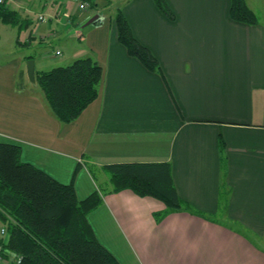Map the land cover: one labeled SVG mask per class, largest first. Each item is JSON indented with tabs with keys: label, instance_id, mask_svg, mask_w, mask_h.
<instances>
[{
	"label": "crops",
	"instance_id": "crops-1",
	"mask_svg": "<svg viewBox=\"0 0 264 264\" xmlns=\"http://www.w3.org/2000/svg\"><path fill=\"white\" fill-rule=\"evenodd\" d=\"M49 1L67 7L50 30L71 44L69 60L80 58L73 37L82 32L84 56L103 69L98 98L71 123L57 119L27 75L29 59L36 78L42 62L1 43L32 47L38 36L28 14ZM69 1L6 0L30 34L22 40L0 26V143L20 145L23 161L74 182L80 200L112 188L106 164L170 162L179 196L201 215L180 211L157 222L161 201L107 194L88 219L121 264H264V248L246 235L264 242V0H246L255 25L232 19V0H164L173 18L155 0H77L90 3L79 13ZM118 8L159 72L119 42Z\"/></svg>",
	"mask_w": 264,
	"mask_h": 264
},
{
	"label": "trees",
	"instance_id": "trees-1",
	"mask_svg": "<svg viewBox=\"0 0 264 264\" xmlns=\"http://www.w3.org/2000/svg\"><path fill=\"white\" fill-rule=\"evenodd\" d=\"M155 2L173 18L164 0ZM230 15L239 22L258 24L246 0H232ZM0 19L18 27L28 20L5 5ZM114 19L118 40L128 54L148 70L159 72L158 60L135 38L121 8ZM102 74L96 60L84 57L37 72L36 79L53 114L61 122L71 123L98 98ZM102 169L112 188L98 189L80 200L74 182L61 183L23 161L20 145L0 143V225L7 232L5 238L0 236L4 254L22 256L21 264H121L98 240L88 216L103 204L107 194L123 190L161 201L165 208L153 214L157 222L180 211L201 215L179 196L170 162H114Z\"/></svg>",
	"mask_w": 264,
	"mask_h": 264
},
{
	"label": "rangeland",
	"instance_id": "rangeland-1",
	"mask_svg": "<svg viewBox=\"0 0 264 264\" xmlns=\"http://www.w3.org/2000/svg\"><path fill=\"white\" fill-rule=\"evenodd\" d=\"M77 0H70L69 3L73 4L78 13L79 10H82L81 5L82 3H84L83 1L80 3L78 2V4H76ZM80 3V4H79ZM62 7V6H61ZM60 6H55V5H51L50 1L47 5L45 6H40L37 7L36 10L33 9V12H31L30 14H28L30 17V21L32 23V27L35 29L33 31L34 34H36V36H38V40L33 44L32 47L30 46H24L21 45L19 47H10L11 43L10 42H5L2 41L1 43L5 44L6 48H12L14 49L12 52H16V50H20L23 51L24 53H28V54H33L35 55L39 61L42 62V65L44 67V69L49 70L52 69L53 66L57 67V66H66L69 65L73 62V60H69L71 59V57H73V53H72V46L71 44H66L64 43V41L62 40L61 34H53V32L50 30L54 27H56L55 22H53V19L55 16H59L64 14L65 10L67 9V7L65 5H63V8H61ZM90 8V7H89ZM88 6L85 7V9H89ZM77 13V12H75ZM40 15H44L45 17V21L44 22H40L38 20V17ZM0 26H3L1 32H3L4 34L9 33V35H14V34H19L21 36L22 40H26L28 37V35L30 34L29 29L26 28L24 25L21 27H10L6 25H2V23L0 24ZM91 26H94L91 25ZM57 28L59 30H63L64 27L62 26H57ZM37 30V32H36ZM61 30V31H62ZM16 32V33H15ZM14 33V34H12ZM40 35H43V39L42 37H40ZM46 35V36H45ZM52 37V38H51ZM51 38V39H49ZM73 42H74V46H79L78 51L80 50L81 52L78 54V57L80 58H84V55H87L88 53V48L86 46V43L83 41V36H82V32H78L75 34V36L73 37ZM0 43V44H1ZM8 44V46H7ZM60 48L61 50H63V53L60 55L56 54V49ZM8 55V53H4V56L6 57ZM39 91L42 92L41 88L38 89ZM2 225H0L1 227ZM247 236H249L250 238H252L254 241H256L259 245H261V247L264 248V242L263 241H257L256 238H254V236H252L251 234H246Z\"/></svg>",
	"mask_w": 264,
	"mask_h": 264
},
{
	"label": "built area",
	"instance_id": "built-area-1",
	"mask_svg": "<svg viewBox=\"0 0 264 264\" xmlns=\"http://www.w3.org/2000/svg\"><path fill=\"white\" fill-rule=\"evenodd\" d=\"M5 4H6V0H0V15H1L2 7ZM86 6H88V8H89L90 7V3L85 1L84 3H82L81 8L85 9ZM38 19L41 22L45 21L44 15H40L38 17ZM56 54L60 55L61 51L57 50ZM6 235H7V232H6L5 227H1L0 228V236L5 238ZM21 261H22V256H20V255L6 256L4 254L3 245L0 244V264H21Z\"/></svg>",
	"mask_w": 264,
	"mask_h": 264
},
{
	"label": "water",
	"instance_id": "water-1",
	"mask_svg": "<svg viewBox=\"0 0 264 264\" xmlns=\"http://www.w3.org/2000/svg\"><path fill=\"white\" fill-rule=\"evenodd\" d=\"M97 18H98V16L93 17L92 19H90V21L88 23H92ZM27 75H28L29 79L32 82L36 81V77H35V61L33 59H29L27 61Z\"/></svg>",
	"mask_w": 264,
	"mask_h": 264
}]
</instances>
